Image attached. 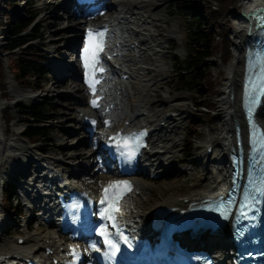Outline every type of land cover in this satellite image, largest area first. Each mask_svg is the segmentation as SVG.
Instances as JSON below:
<instances>
[{
  "label": "rangeland",
  "instance_id": "1",
  "mask_svg": "<svg viewBox=\"0 0 264 264\" xmlns=\"http://www.w3.org/2000/svg\"><path fill=\"white\" fill-rule=\"evenodd\" d=\"M25 0H12L14 4L11 7H6L4 5V0H0V56L4 60L3 72L5 76V83L8 90L9 96L5 98L6 105L9 107L8 111L12 116L11 121L5 127V140L3 144H7L10 142H17V137L19 133L23 131V129L28 125H36V126H45L47 129V136H45L44 140H41L40 143H35L37 146L44 145L46 151L43 153L37 152L41 157L49 156L55 159H58L60 162H52V160L45 158L42 160H37L31 167H28V159L25 158L20 151H15L16 155L10 157L7 161L3 156L0 155V183L5 180H11L15 182L17 186H19V193H29L33 189L28 184L31 183V178L36 177L40 174V169L37 167H49L51 170L59 174L61 177L66 176L68 172L71 170L70 165H74L76 162L82 164V167L88 166V173L81 174L80 180L87 187H91V189L96 188V181L100 180L98 178L97 173L96 176L91 175L90 166L93 165V161L96 160H104L97 159L94 155L92 158H88L87 154L91 152L92 147H89L88 141H82L84 133L79 130V125L76 119V110L78 108L81 109V103L77 102L74 97L81 96L85 100V94L83 91H73L72 86L80 87L78 83V76L76 79L70 80V78H64L57 80L56 79V64L58 62L64 61L65 57H69L72 53V50H69L68 47L65 46V42L68 41V37L70 34H75L73 40L70 41V46L73 45L76 38H79L80 31L82 26L78 29L71 28H62V25H71L74 24L76 19L71 16L68 18L70 11L71 1L65 0H56L53 6L49 8H44L45 0H30V6L33 11L36 12V19L33 24L36 26L38 31L36 32L37 39L32 42L34 46H36L40 52L41 56L44 58L45 65V74L39 78L37 81L34 78H31V83L33 86L31 87H22L14 75L10 72V68L8 66L7 59L5 57V51L3 47V39H4V31L8 29L7 14L12 12L21 13L24 9L29 8L28 5H25ZM111 2L112 0H105V2ZM157 1V0H155ZM165 3V8L159 12L155 11L156 14H153V17H161L162 15L166 17V23H162L160 20L157 22V25H160L164 28L162 30V34L164 33L166 37L159 36L158 38V46L155 49L154 53H150V56L144 59V66L147 67H159V71L152 72L149 77L151 80L149 82L153 83L152 89L147 94L149 95L147 98V102H145V106L149 109V119H160L163 115H175L178 111H183V121H181V129L179 132V145L177 146V150L174 153V162L175 166L178 168H190L192 178H189L185 172L180 173L177 168L167 172L166 174H158L152 178V176L139 175V178L146 181H153L154 191L153 196L158 194V189L165 187H175V189L170 192L166 191V195H177L180 196L184 194V191L187 189L186 187L180 190L181 182L185 181L186 183H191V179L194 181H198L200 178H204L205 173V163L198 162L200 154L203 151L204 141L214 142L215 148L212 150V157L219 158L222 155L221 148L216 147V143L220 141L221 133L227 127L226 123L223 120V114L221 112V103L223 98L225 97L224 91L228 86V77L230 76V69L235 64L236 61V51L235 50V37L234 31L237 26V23L240 19V10L241 5L236 0V6L231 8L229 14L226 18L223 19L222 25L226 29V37L229 40L230 48L232 51V56L228 61H223L222 52L218 51L216 54L212 55L208 59V66L211 70L212 77L214 79V87L213 91L210 94H207L205 98L202 100L203 105H207L208 103H213V108L209 110L211 112V118L213 119L209 122H206L204 119L200 120V124L196 125L191 131L189 130V120L195 115H202L207 109L202 105L195 109L192 106V97L194 95L193 89H188V84H191L193 74H183L179 73L180 66L184 65V60L186 57L187 50V27H186V15L185 11L178 8V5L175 0H162ZM203 1V0H201ZM246 2V0H243ZM16 3V4H15ZM163 3V4H164ZM52 4V3H50ZM64 5L65 7H62ZM106 10L105 14H110L109 12L112 9L103 8L102 11ZM56 11V12H55ZM163 12V14H162ZM46 14H48V18L43 21L41 20ZM161 15V16H160ZM50 17V18H49ZM171 17V18H170ZM96 18V17H95ZM95 18L92 20L95 21ZM102 18L101 20H103ZM169 21V22H168ZM52 24V25H51ZM51 25L52 31L47 30V26ZM167 27V28H166ZM56 32V34H55ZM215 37L218 40H221L218 35L216 29L214 30ZM161 39V40H160ZM54 40L55 43H49ZM60 48V51L57 52V48ZM58 48V50H59ZM66 54L63 55L65 52ZM67 59V58H66ZM223 71V75H219V72ZM133 86L142 85L143 82L141 80H131ZM70 82V84H69ZM35 84V85H34ZM193 85V84H192ZM11 86H14L19 92L14 93L11 89ZM202 87V85H196L194 88ZM14 88V89H15ZM30 91L37 95L36 99L31 100H21L22 94H31ZM72 91V92H71ZM71 93V96L69 94ZM160 99H163L166 104L161 105L158 103ZM21 102L24 105H28L29 103L37 104L42 106V118H35L39 121H33V118L27 117L18 113V111L14 108L16 103ZM137 103V98L129 97L126 100V111L123 115H121L116 123H121L123 120L128 119L132 113V107L130 105ZM138 104V103H137ZM220 108V109H219ZM1 116V113H0ZM48 116V117H45ZM258 120V113L256 115ZM130 121V120H129ZM259 121H261V116L259 117ZM135 123H140V119L135 120ZM4 124L2 122V118L0 119V128L4 129ZM194 133L193 138L189 139L187 137L188 133ZM1 137V135H0ZM77 143L76 146H74ZM1 146V145H0ZM96 145H94L95 147ZM2 147V146H1ZM96 148V147H95ZM5 150V149H4ZM28 152V150H26ZM25 152V153H26ZM79 152L82 154V159L70 157L69 155H73ZM84 152V153H83ZM18 153V154H17ZM20 153V154H19ZM210 155V154H209ZM99 157V155H97ZM94 157L96 159L94 160ZM10 161V162H9ZM66 162L68 164H62ZM97 164V165H96ZM212 170H216L219 164H210L209 165ZM99 167L98 163L93 165V168ZM103 168H106L104 166ZM228 168V163H227ZM28 170H30L32 175L28 176ZM222 171L225 173L224 167ZM100 175L102 172L97 170ZM228 175V173H226ZM93 181H92V180ZM92 181V182H91ZM1 185V184H0ZM177 185V186H176ZM93 186V187H92ZM30 187V188H29ZM169 189V188H168ZM22 204H25L23 198L21 196ZM3 198L0 191V209L2 210V214L5 217H9V214L5 211L3 213ZM152 206L149 205V208ZM21 219H16L17 222L15 224H11V226H7L10 221L9 218L5 219L4 225L7 228V232L0 235V248L4 250H8L10 245L13 242V238L18 235H22L24 231V225L30 217L37 215L38 212L27 211L21 208ZM32 224L29 232H37L39 229L44 232L48 229L42 226H38L35 219H32ZM39 228V229H38ZM223 242V241H221ZM225 249L226 246L224 245Z\"/></svg>",
  "mask_w": 264,
  "mask_h": 264
},
{
  "label": "bare ground",
  "instance_id": "2",
  "mask_svg": "<svg viewBox=\"0 0 264 264\" xmlns=\"http://www.w3.org/2000/svg\"><path fill=\"white\" fill-rule=\"evenodd\" d=\"M56 0H45L44 8H49L55 4ZM52 3V4H50ZM162 0H112L111 2L103 1L100 6L102 8L112 9L110 14H105L106 10L99 13L95 21L99 23H107L110 27V38H111V47L109 48V53L111 51H116V56H113L114 64L118 65L117 69H112L109 67L105 75L108 76V79L104 78L105 81L98 85L97 92L101 93V90H106L103 93L106 97L110 98L111 102L115 104V112L112 113L114 119L120 117L124 114L127 108L126 100L129 97L137 98V103L130 105L132 107V113L130 118V124L134 125L135 120L140 119L142 127H145L148 130V147L142 153V157L138 164L137 174L132 176L134 182V188L130 195L124 199L122 204V212L120 214L121 220L129 226L133 232H140L146 230V225L150 222L152 218V211L157 207H177L185 208L191 202H200L205 198H210L215 195H219L223 191V185L227 182L228 175L227 173V163H229L230 149L234 139V122H238L241 126V136L244 141V145L247 143V130L245 127V122L243 118V112L241 108L242 100V81H243V71H244V52L245 46L248 41L247 30L249 27V22L240 16V19L237 23V26L234 31L235 37V50L236 51V61L235 64L230 69V76L228 77V86L224 91L225 97L221 103V112L223 114V120L226 123L227 127L221 133L220 141L216 143V147L221 148L222 155L219 158H213L211 153H207V149L215 148L214 142L204 141L203 151L200 154L198 162L205 163V173L204 178H200L198 181L191 179V183H186L185 181L178 184L180 190L184 187L187 189L181 190L184 191V194L177 195H166V191L172 192L175 187H165L158 189V194L153 196L154 184L153 181H146L139 178V175L154 176L162 173L166 174L171 170L177 168V170L182 173L185 172L189 178H192V173L190 168H178L175 166L174 162V153L177 150L178 136L181 129V121H183L184 112L178 111L175 115H163L160 119H149V109L144 104L147 102V95L153 83H150L152 72L159 71V67H147L144 66V59L150 56V53H154L156 47L158 46V38L166 37L165 34L161 33L164 28L160 25H157V22L160 20L162 23H166V17L163 15L161 17H153V14H156L155 11L159 12L165 8V3ZM264 6V0H246L243 10L245 12L250 11L254 8ZM62 7H65L62 5ZM56 12V11H55ZM163 14V12H162ZM157 15V14H156ZM73 16L77 22L71 25H62V28H71L78 29L82 26L81 31L84 28V25L91 24L94 21L88 19L86 16L82 17L83 14L76 18L75 13L70 11L68 18ZM48 18L46 14L41 20L45 21ZM50 18V17H49ZM104 18L103 20H101ZM171 18V17H170ZM169 22V21H168ZM52 25V24H51ZM51 25L47 26V30L52 31ZM167 28V27H166ZM56 34V32H55ZM75 34H70L68 41L65 42V46L69 50L73 49V46H70V41L73 40ZM114 36V37H112ZM161 40V39H160ZM55 43L54 40L49 42ZM113 43V44H112ZM59 48V47H58ZM57 52L60 51V48ZM61 52V51H60ZM65 52V51H64ZM66 52L63 54L65 55ZM121 70H124V73L128 74L127 80L119 79V74ZM56 79L71 78L73 76L70 73L68 66L66 68H60L56 64ZM139 79L141 80L142 85L133 86L131 80ZM70 84V82H69ZM71 85V84H70ZM14 86H11V89L14 93L19 91ZM73 91H82L83 88L72 86ZM72 92V91H71ZM19 94V93H18ZM71 95V93L69 92ZM73 96V95H71ZM31 97V96H30ZM29 95L23 94L22 98L28 99ZM81 103V106L86 105V101L81 97H72ZM103 99L101 103H103ZM161 105L166 104L163 99L158 101ZM220 109V108H219ZM80 111H85L80 109ZM95 113H100L101 109H95ZM261 116V121L259 117ZM79 130H82L81 123L78 119ZM75 119V120H76ZM258 122L263 127L264 130V100L263 105L259 108L258 112ZM102 129L100 128L96 134L101 133ZM95 134V133H94ZM82 141H88L89 147H92L91 152L87 154L88 158H92L96 153L101 151L98 148L92 146V142L87 138V134L84 135ZM94 138V137H93ZM0 139V155L3 156L7 161L10 159L8 156L11 152L20 151V153L28 159V167H31L39 159L32 152H26L25 149H29L25 144H15L7 143L2 144ZM77 143L74 145L76 146ZM206 145V146H205ZM5 149V150H4ZM26 152V153H25ZM84 153V152H83ZM82 154L77 152L76 154L69 155L70 157L82 159ZM49 156H44L48 158ZM52 162H60L58 159L49 157ZM10 161H13L10 159ZM9 161V162H10ZM62 163V162H61ZM95 163L99 164V167L96 169L93 168ZM63 164V163H62ZM90 168V173L93 176H97L100 180L96 181V188L99 191L100 187L105 184L109 179L116 178L114 172L111 168H103L102 165L105 164L101 160L93 161ZM210 164H219L216 170L209 169ZM226 172L224 173L222 171ZM72 171L70 175H79L81 172L88 173L89 169L82 167V164L76 162L74 166H70ZM102 173L99 175V172ZM43 171V170H42ZM48 180H55L57 184H60L62 180L56 179L57 173L46 171ZM54 177V178H53ZM92 180V179H91ZM93 181V180H92ZM91 181V182H92ZM48 187L44 186L38 189L33 193V197H28L24 193L25 199H28L27 202L35 203L40 205L39 211H44L45 213L53 214L54 213V197H56L57 190L51 187V182L48 183ZM177 186V185H176ZM57 187V186H55ZM93 187V186H92ZM169 188V189H168ZM62 191V190H60ZM152 206L149 208V205ZM32 206L27 205V209H30ZM40 213V212H39ZM45 232L41 229L37 232L25 231L21 236L24 241L22 244H17L16 238H13V242L10 245L9 249L6 251L0 248V264H20L17 263L19 259L24 258H33L43 257V247L49 246L54 254L59 253L62 249L61 239L56 236L54 225L50 224L46 227ZM230 231V221L228 224L219 229L214 235L209 237L207 243H210L209 246L203 245L208 251L218 254V257L221 259V263H226V260L229 258L228 251H226L224 245L227 244V237ZM223 241V242H221ZM39 254V255H38ZM54 256V255H52Z\"/></svg>",
  "mask_w": 264,
  "mask_h": 264
},
{
  "label": "trees",
  "instance_id": "3",
  "mask_svg": "<svg viewBox=\"0 0 264 264\" xmlns=\"http://www.w3.org/2000/svg\"><path fill=\"white\" fill-rule=\"evenodd\" d=\"M178 8L185 11L186 27H187V50L184 65L180 66L179 73L193 74L191 84L188 89L194 90L192 97V106L198 109L201 105L207 109L202 115H195L189 120V130L200 124V120L204 119L209 122L211 118V110L213 103L207 105L202 104V100L207 94L213 91L214 79L208 66V59L218 51L222 52L223 61H228L232 56L229 40L226 37V29L222 25L223 19L227 17L231 8L236 6V0H175ZM6 7H11L14 2L12 0H4ZM29 8L23 12H12L7 14L6 24L8 29L4 31L3 49L5 57L10 68V72L17 79L22 87H31V78L38 80L45 74L44 58L41 56L40 50L31 44L38 38L36 32L38 29L33 24L36 19V12L30 6V0L24 1ZM16 4V3H15ZM1 21V19H0ZM216 29L221 40L215 37ZM3 59L0 56V93L3 97H8V91L5 83L3 72ZM223 75V71L219 72ZM193 84V85H192ZM35 85V84H34ZM196 85L202 87L194 88ZM18 113L33 118H42L43 108L37 104L28 106L19 103L17 105ZM5 119L10 121L12 116L8 111L3 113ZM48 117V116H45ZM197 123V125H196ZM32 141L44 140L47 136V129L42 127H26L22 133ZM194 133L187 134L189 139L193 138ZM44 149V147H42ZM15 194V185L11 180L2 182V195L4 198V208L12 216L17 215L18 208L12 205L11 198Z\"/></svg>",
  "mask_w": 264,
  "mask_h": 264
},
{
  "label": "snow or ice",
  "instance_id": "4",
  "mask_svg": "<svg viewBox=\"0 0 264 264\" xmlns=\"http://www.w3.org/2000/svg\"><path fill=\"white\" fill-rule=\"evenodd\" d=\"M89 34L91 35V32ZM96 36H97V39H98L97 51H102L103 50V37H104V33L99 32V33L96 34ZM86 51H87V49H86ZM96 62H98V61H96ZM85 66L87 67V62H86V65ZM101 71H103V70L101 69ZM98 82L99 81H97V83ZM90 87H92L91 84H90ZM93 92H95V89L94 88H93ZM261 93L264 94V88L261 89ZM93 106L94 107L97 106L95 101H93ZM140 135L142 136L144 134L141 133ZM113 139H115V138H113ZM121 139L123 140L124 144L126 145L129 138L124 137V138H121ZM132 139H135V142L136 143H135V147L128 154L129 159H131L132 157H134L136 155V149H138L140 146H142L141 143H140L139 137H133ZM124 186L127 187L128 189L131 188L130 185H124ZM118 187H120V185H109V188H113V189L118 188ZM107 191H108V189H105V193H107ZM261 191H262V194H264V190H261ZM101 203H104V201L102 200ZM113 227H115V225H113ZM101 235H104L106 237L104 242L109 247L108 256H109V259L112 260V259L115 258L116 252L119 250L118 249V244L117 243H113V241L107 237V234L106 233L101 232ZM115 235L117 237L120 235L119 230H117V232L115 233ZM125 242H127V241H125ZM93 247H94V250L99 251V249H95V246H93Z\"/></svg>",
  "mask_w": 264,
  "mask_h": 264
},
{
  "label": "water",
  "instance_id": "5",
  "mask_svg": "<svg viewBox=\"0 0 264 264\" xmlns=\"http://www.w3.org/2000/svg\"><path fill=\"white\" fill-rule=\"evenodd\" d=\"M239 16L243 17L249 22V27L247 30V46L252 44V41L255 38H258L259 40L264 39V6L254 8L247 12L241 9ZM251 128L254 129L255 125H251Z\"/></svg>",
  "mask_w": 264,
  "mask_h": 264
}]
</instances>
